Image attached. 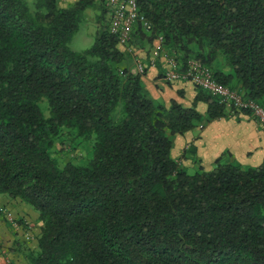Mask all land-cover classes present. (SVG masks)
<instances>
[{
	"label": "trees",
	"instance_id": "obj_1",
	"mask_svg": "<svg viewBox=\"0 0 264 264\" xmlns=\"http://www.w3.org/2000/svg\"><path fill=\"white\" fill-rule=\"evenodd\" d=\"M138 4L151 28L138 19L123 47L106 0H0V194L31 206L41 222L23 257L264 264V160L245 165L226 151L206 169L191 145L190 173L172 155L177 135L240 112L200 87L190 106L158 100L144 83L148 67L131 64L133 49L161 36V51L180 67L198 59L264 107V0ZM90 8L99 9L95 41L74 51Z\"/></svg>",
	"mask_w": 264,
	"mask_h": 264
},
{
	"label": "crops",
	"instance_id": "obj_2",
	"mask_svg": "<svg viewBox=\"0 0 264 264\" xmlns=\"http://www.w3.org/2000/svg\"><path fill=\"white\" fill-rule=\"evenodd\" d=\"M74 1L76 0H69V3ZM156 40L151 48L147 45L133 49L134 58L131 63L133 69L137 70L138 61H142L148 67L143 79L156 99L165 103L176 100L183 106L192 105L199 88L189 80L168 81L165 78L168 67L166 55L161 51ZM207 105L205 101H200L196 106L205 113ZM191 145L195 146L196 155L206 169H211L215 160L226 151L242 164L258 166L264 160V128L251 114L240 112L178 135L172 155L175 158L180 156L185 166L194 167L191 158L183 157L184 153L186 155L190 153L188 151ZM0 210V264H27L23 257L22 246L25 244L33 247L36 240L28 239L27 229L21 223L20 227L10 225L5 219V211H10L16 217L31 222L35 236H38L41 225L38 214L20 199L9 198L4 194H0Z\"/></svg>",
	"mask_w": 264,
	"mask_h": 264
},
{
	"label": "built area",
	"instance_id": "obj_3",
	"mask_svg": "<svg viewBox=\"0 0 264 264\" xmlns=\"http://www.w3.org/2000/svg\"><path fill=\"white\" fill-rule=\"evenodd\" d=\"M110 13V29L118 37L120 45L126 47L135 22L139 19L144 22L147 29L151 24L139 13L138 0H106ZM163 38H157L159 48ZM167 71L165 78L168 81L189 80L197 87L204 89L213 96L219 98L220 102L231 108L233 112L249 111L264 128V107L255 100L246 98L242 94L221 84L214 77L211 68L198 59H190L184 67H180L178 61L166 57ZM147 66L138 61L137 71L143 72ZM7 220L14 226L20 227L18 218L10 211H5Z\"/></svg>",
	"mask_w": 264,
	"mask_h": 264
},
{
	"label": "rangeland",
	"instance_id": "obj_4",
	"mask_svg": "<svg viewBox=\"0 0 264 264\" xmlns=\"http://www.w3.org/2000/svg\"><path fill=\"white\" fill-rule=\"evenodd\" d=\"M60 1H61V4L64 6L71 4V3H69V0H60ZM98 10L99 9H96V8H90L86 11L85 17L81 21L80 28H79L78 32L74 35V37L72 38V40L70 42V47L72 50L80 52V51H84V50L90 48L93 45V43L95 41L96 30H97V23L95 22V20H96V15H97ZM45 104H46V101L41 102V107H43L44 112L47 114L46 108L44 107V106H46ZM80 152H81V149L72 150V151L67 152V153H60V157H61L62 161H67V160L74 158L77 155H79ZM185 155L186 154L184 153L183 157ZM185 157L191 158V154L189 153ZM177 159H179L180 162L182 163L180 156ZM193 164H194V167L186 166V167H188L187 171L190 173H193L194 170H196V164L194 163V161H193ZM27 206L29 207V209L34 210L28 204H27ZM34 211L36 212V210H34ZM36 213L38 214V212H36ZM17 218H18V221L21 223V225L26 227L27 232H28L27 235L29 237L28 239L37 238V235L35 236L34 232L32 230L33 224L31 222L29 223L24 218L22 219V217H17ZM5 219L8 223H10L7 220V218H5Z\"/></svg>",
	"mask_w": 264,
	"mask_h": 264
}]
</instances>
